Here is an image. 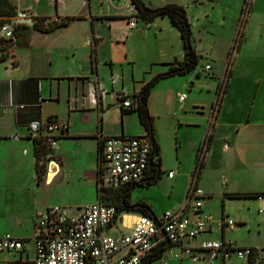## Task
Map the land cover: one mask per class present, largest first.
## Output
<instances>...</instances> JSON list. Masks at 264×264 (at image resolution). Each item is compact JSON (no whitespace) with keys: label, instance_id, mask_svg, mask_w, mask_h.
<instances>
[{"label":"crops","instance_id":"0c3cea01","mask_svg":"<svg viewBox=\"0 0 264 264\" xmlns=\"http://www.w3.org/2000/svg\"><path fill=\"white\" fill-rule=\"evenodd\" d=\"M140 1L151 9L169 4L182 7L191 27L195 52L200 59L203 41L214 43L217 40L216 34L220 31L222 36H229L224 45L226 66L218 80V84L225 82V92L219 106L215 109L212 107L204 132L199 131V123L187 115L191 109L198 111L196 115H204L199 113L204 109L200 94L194 93V90L201 93L202 88H206L209 93L210 83L201 78L197 67L186 75L160 80L150 91L147 107L153 118L154 139L159 147V169L162 172L158 182L162 177L166 181L177 180L173 170L162 166L163 144L175 140V145L179 147L180 136L185 133L183 129H192L198 130L194 133L197 142H203L206 136H210L204 152L200 180L198 178L196 182L197 188L204 174L211 170L216 175L220 172L226 173V176L220 175L221 180H225L226 185L223 186L227 187V183H230V189L221 195L224 199H228L226 194L263 193L264 0H224L220 3L217 0ZM13 3L17 12L24 4L22 9L25 10L26 18L18 17L12 23L28 28L27 42L0 51V152L14 150L25 156L31 152L32 159L30 171L27 172L30 177L19 178L21 174L17 173L12 178L13 183H10L0 176V218L4 217L1 221L7 224L5 197L14 200L31 197L30 207L38 215L52 206L45 207L40 202L35 203L37 186L43 184L49 187L56 180L62 190L68 187L73 190H89L94 200L83 206L95 203L98 200L100 140L118 136H146L135 109L122 108L117 100L118 96H124L134 107L133 96L147 82L164 73L169 65L181 62L184 58L180 35L167 18L149 21L148 29H145L142 20H138L136 28H130L127 12L114 9L107 11L104 2L100 10L97 1L98 6L94 12H91L90 0H59L57 3L55 0H46L43 3L42 0H14ZM112 3L116 8L119 5L117 0H112ZM245 8H248V13L243 18ZM36 18L45 19L46 23H58L69 18L73 20L66 27L41 33L32 28ZM147 33L162 42V54L156 63L139 59L138 54L144 46L137 47V42ZM237 36L240 37L238 49L232 50ZM243 57L250 60L253 84H237L235 80L233 83V73L235 75L249 68L240 65L239 69L234 70L235 60ZM206 66L210 72L212 68ZM215 83L216 81L213 85L217 96L218 84ZM186 89H189V96L180 102L179 98L185 94ZM35 120H54L67 126L66 134L56 138L55 147L51 150L45 149L39 182L35 172L34 138L30 137L27 130L29 123ZM21 164L16 157L7 162L0 159V173L3 174L6 166L20 169ZM55 171L57 174L54 176ZM168 172H174L173 179L167 178ZM215 181L219 183L220 179L216 178ZM241 182L246 184L245 189H240ZM152 186L138 189L146 191ZM135 189L137 188L131 191V203H146L147 199L140 194L136 199L132 198ZM64 194L70 193L65 191ZM204 197L189 203L194 206L196 202L201 203L200 200ZM188 199L189 196H185V202ZM230 200L260 201L264 206V198ZM178 207L173 205L172 209ZM151 211L157 217L152 209ZM201 212L206 213L203 205ZM188 215L194 217L192 212ZM33 217L31 237L16 239L33 241ZM11 219L21 227L18 216ZM119 222L120 218L106 230V234L119 229ZM213 225L199 237L201 240H216L213 239ZM8 231L19 232L15 226L9 227ZM2 233L8 234L6 230ZM4 253L8 258L2 260L1 264L30 261L33 257L32 245L28 246L27 243L22 252L0 254ZM173 264L178 263L173 261Z\"/></svg>","mask_w":264,"mask_h":264},{"label":"built area","instance_id":"2783aa9c","mask_svg":"<svg viewBox=\"0 0 264 264\" xmlns=\"http://www.w3.org/2000/svg\"><path fill=\"white\" fill-rule=\"evenodd\" d=\"M97 1L100 10L103 2L107 11L125 10L129 27H137L140 18L131 0H117V8L112 0ZM57 2L59 0H55ZM20 16L24 15L18 14ZM142 23L144 27L150 26L148 20H142ZM17 25L11 23L0 26V41L13 39ZM204 70L208 71L209 67L206 66ZM185 99V95L179 98L180 102ZM117 100L124 109L134 108L122 95ZM27 130L30 137L40 141L46 150H51L55 147L56 138L66 134L67 126L54 120H35L29 123ZM150 154L151 142L147 136L101 139L97 194L103 190H125L147 178ZM166 176L172 179L174 172H168ZM222 183L224 185L225 180ZM203 196L195 185L189 192V202ZM189 202H185L176 212H165L160 217L135 213L117 215L115 206L100 200L78 208L73 213L62 207L47 208L33 217L35 236L32 259L11 264H152L169 250L173 261L178 264H232L233 254L242 264H248L254 254L251 248L237 250L232 243L223 240L199 238L210 230L215 223L214 218L210 213L201 212L199 202L194 206H190ZM189 212L194 217H190ZM118 218L120 232L108 236L106 230ZM217 224L221 230L235 227V223L225 221L223 217ZM26 243L4 234L0 237V253L22 252Z\"/></svg>","mask_w":264,"mask_h":264},{"label":"rangeland","instance_id":"374dc122","mask_svg":"<svg viewBox=\"0 0 264 264\" xmlns=\"http://www.w3.org/2000/svg\"><path fill=\"white\" fill-rule=\"evenodd\" d=\"M7 1L11 6H13L14 0ZM44 1L46 0H42V3ZM217 1L220 3L224 0ZM247 1L250 2V0ZM96 6H98L97 0H90L91 12H94ZM23 7L24 4L21 5V9L19 8L18 12L16 11L17 8L15 7V15L12 18L8 19L0 17V26L11 24L12 21H15L18 18L19 13L25 16V10L22 9ZM2 13L5 14V10L1 9L0 14ZM247 13L248 8H245L242 17L245 18ZM24 16H20L19 19L26 18ZM236 20H238V17H236ZM139 24L141 25V23ZM232 24L233 23H231V26ZM149 27L150 26H147L145 29H148ZM222 37L224 39H222ZM228 37L229 36L227 34L222 36L220 31L219 34H216L217 40H215L214 43H212L213 41H203L201 45L202 57L199 60L197 70H199L201 78L206 83H210L209 93L206 92V88H202L201 93H198V90H194V93L197 92L196 94H200L201 103L204 109L199 113H204V115H196L195 113L198 111L192 109L189 110V114H187L188 116H192L194 120L199 123L200 128L198 130L201 132L205 131V124L207 119L210 117L211 109L216 100V88L215 85H213V82L216 81L218 84V80L221 79L226 66L227 57L226 53H224V45L227 43ZM137 43V47L140 45L144 46L143 50H141L138 54L139 59L149 63H156L159 61L158 57L162 54L160 49L162 43L161 41L155 40L152 34L147 33L145 34L144 38ZM231 45L232 43L230 42V46ZM245 58L246 57L240 58V60H235L233 65L234 70L239 69L240 65L249 66V68L246 71L236 73L235 75L233 73V83L234 80L237 82V84L254 83L252 77L253 70H251L250 60ZM206 65H209L212 68L210 72L204 71V66ZM223 83L225 82L223 81ZM184 93V95L188 97L189 89H186ZM195 124L196 122H194V125ZM183 130L185 133L180 136L181 145L178 147V145H175V140H172L166 144H163V149L161 152L163 168L167 167V169L173 170L176 174L175 177H177V180L172 178L173 180L166 181V179L162 177L161 181L151 188L146 189V191L138 189L141 187H136L137 189H135L132 195L133 199H136L138 194L145 197L149 204L147 202L146 203L156 213L157 217H160L165 212H176L185 202L188 183L194 170L196 156L202 140L197 142V137L194 133L198 132V130ZM7 151L9 152H0V159L7 162L13 161L14 157H16L17 160L22 162L20 165L21 168L13 169L12 167L6 166V168H3V174L0 173V176L10 183H13L12 178H15L17 173L21 174V177L19 178L25 179L30 177L27 172L30 171L32 159L31 152L29 155L25 156L24 154H19L14 150ZM40 171L42 172V169H40ZM220 175L226 176V173L220 172L218 175H216L214 171L209 170L204 174L203 179H201V181L198 183L199 190L205 196L203 200H200V204L201 206L203 205L206 213H210L214 218L215 223L213 225V239L221 240L223 238L224 242L232 243L234 248L237 250H245L248 248L258 249V257L252 262V264H264V206L260 201L224 199L221 195L230 189V183H227V187L223 186ZM224 176L223 179H226ZM216 178L220 179L219 183H216ZM57 181L58 180H56L49 187L43 184L38 185V192L34 195V199L36 200L35 203L40 202L41 204L45 205V207L52 206L66 208L70 213H73V211H75L78 207H81L88 202H93L94 196L91 192H89V190H73V188L69 187L66 188L67 190H62V188L58 186ZM239 185L240 189L246 188V184L243 182L239 183ZM65 191H68L70 194H64ZM29 198L31 197L23 198L21 200L7 199L6 197L4 198L7 210V218L5 219L9 225L6 222L1 221L4 217L0 218V235H2V232L6 230L7 233L14 238L28 239L31 237V218L35 215V212L32 207H30L31 204H29ZM187 202H189V199ZM204 202L206 203L204 204ZM173 205H177L179 207L172 209ZM191 205L192 204H190V206ZM13 216H18V219L21 222V227L17 222L12 221L11 218ZM222 217L225 219V221H231L232 223H235V227L233 229L225 228V230L222 231L219 227V224H217L220 222ZM14 226L19 230V232L8 231L9 227ZM119 232L120 229H116V231L109 232L108 236H115ZM27 244L28 246H33V241H28ZM28 251H30V247L28 248ZM7 258L8 255L6 253L0 254V264L2 260H6ZM163 263L173 264L170 250L166 251L160 260L154 261L152 264ZM231 263L242 264L241 261L237 260L235 254L231 256Z\"/></svg>","mask_w":264,"mask_h":264},{"label":"trees","instance_id":"16d2710c","mask_svg":"<svg viewBox=\"0 0 264 264\" xmlns=\"http://www.w3.org/2000/svg\"><path fill=\"white\" fill-rule=\"evenodd\" d=\"M132 4L136 7L140 20L152 21L156 18H167L169 19L170 24L178 31L183 51L184 58L181 62H176L175 64L169 65L167 70L164 73L154 76L149 82H147L141 90L133 96L134 100V109L138 115L139 122L142 125L146 136L151 142V162L150 168L148 170V177L143 179L137 184L120 191H111L103 190L101 194L98 195V200L111 204L117 209V215L122 213H135L145 216L155 217L151 208L148 204L143 201H138L131 203L130 195L131 191L136 187H150L155 185L158 180H160L162 172L159 169V147L154 139V128H153V118L148 112L147 102L150 96L151 89L162 79L170 78L173 76H183L191 71H193L199 62L200 56L195 52L193 43H192V32L190 24L186 17L185 10L177 5H165L160 8L151 9L146 6L140 0H131ZM5 10V14H0V17L12 18L15 15V8L9 4L7 0H0V10ZM245 11V9H244ZM72 18L66 19L61 22H48L46 23L45 19L36 18L33 20L32 28L41 33H50L56 29L66 27ZM27 27L22 25H17L14 28L13 39L7 41H0V51H3V48H9L14 45H23L27 42ZM239 35V34H238ZM239 36L234 40L232 50L238 49L239 46ZM230 62V60H229ZM228 62V64H229ZM229 71L226 69V75L228 76ZM226 84L220 82L217 85V96L213 109L219 106L221 102L222 94H224ZM210 136H206L202 144L198 149V153L195 160L194 170L191 175V181L186 192V197L189 196L190 190L196 185V182L200 176V173L203 169V158L204 152L208 147ZM46 154L45 148L41 145V142L34 139V158H35V172L37 177V182L41 180L42 172V157ZM228 199H258L264 198L263 193H234L226 194ZM254 252L252 258H250L248 264H252L254 260L258 257V250L251 248ZM156 260V259H155ZM153 261V260H152Z\"/></svg>","mask_w":264,"mask_h":264},{"label":"bare ground","instance_id":"6f19581e","mask_svg":"<svg viewBox=\"0 0 264 264\" xmlns=\"http://www.w3.org/2000/svg\"><path fill=\"white\" fill-rule=\"evenodd\" d=\"M55 176V175H54Z\"/></svg>","mask_w":264,"mask_h":264}]
</instances>
